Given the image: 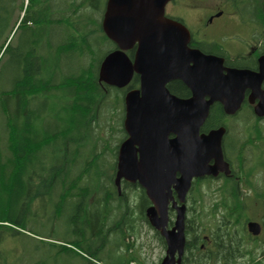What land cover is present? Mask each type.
Wrapping results in <instances>:
<instances>
[{"label":"trees","instance_id":"obj_1","mask_svg":"<svg viewBox=\"0 0 264 264\" xmlns=\"http://www.w3.org/2000/svg\"><path fill=\"white\" fill-rule=\"evenodd\" d=\"M231 1L248 21L264 18V0ZM105 8L106 0H0V264H24L10 259L15 248L6 244L21 241L19 229H25L39 196L32 187L41 183H55L53 191L61 183L57 209L78 201L75 215L80 209L91 220L89 232L82 229L74 240L76 247L63 244L57 256L63 253L69 264H146L136 254L116 253L113 258V251L132 252L135 245L128 237L136 234V223L150 225L145 212L151 202L139 185L124 182L119 191L117 161L113 173L100 166L110 144L101 131L105 127L116 132L112 122L120 101L123 107L126 91L139 82L135 76L119 88L100 81L101 63L117 47L103 30ZM110 108L113 113L101 125L100 116ZM121 131L115 145L117 158L124 127ZM88 139L95 142L92 154L81 146ZM72 142L80 146L77 152L85 163L69 153ZM51 150L54 163L47 160ZM211 186L198 180L190 192L182 263L218 264L222 257L235 254L247 257L244 264H251L264 254V244L253 243L245 229L255 217L232 211L240 207L238 199H211L207 207L204 192ZM96 202L104 210L100 228L95 230L90 213ZM111 235L114 248L109 245ZM95 236L104 243L95 245ZM105 249L110 260L100 255Z\"/></svg>","mask_w":264,"mask_h":264},{"label":"water","instance_id":"obj_2","mask_svg":"<svg viewBox=\"0 0 264 264\" xmlns=\"http://www.w3.org/2000/svg\"><path fill=\"white\" fill-rule=\"evenodd\" d=\"M170 1L107 0L102 26L117 47L103 59L100 81L122 88L135 74L140 77V86L125 95L128 138L119 147L115 184L119 191L123 180L145 190L151 202L146 217L167 246L161 264H180L193 180L217 174L223 165L227 168L222 153L225 128L208 134H201L200 129L215 101L233 114L240 108L246 88H260L264 54L260 71L254 72L227 67L223 57L191 48L187 27L166 15ZM131 49L135 50L132 57L128 54ZM175 79L192 89L191 98L170 92L167 84ZM212 155L218 162L214 166L206 163ZM171 207L176 215L169 227ZM246 227L255 236L262 231L256 220L248 221Z\"/></svg>","mask_w":264,"mask_h":264},{"label":"flooded vegetation","instance_id":"obj_3","mask_svg":"<svg viewBox=\"0 0 264 264\" xmlns=\"http://www.w3.org/2000/svg\"><path fill=\"white\" fill-rule=\"evenodd\" d=\"M166 15L187 27L190 32L188 45L191 48L223 57L224 65L227 67L260 71V57L264 54V18H257V22H250L241 15L232 1L228 8L219 2L211 3L209 0H189V4L185 5L181 0H171L166 6ZM134 51V49L128 50V54L132 57ZM135 76L138 77L139 82L134 88H138L140 77L137 74ZM167 87L172 94L180 98L188 99L193 96L192 89L179 79L170 81ZM125 95L123 120L126 115ZM206 98L208 99L209 96ZM258 107L261 109L258 110ZM241 126L242 129H240ZM220 127L225 128L222 138V153L228 170L223 165V168L217 170V174H206L195 178L193 185L198 180H201L203 184L212 183L211 188L205 190L204 198L240 200V207L234 208L232 211L256 216L251 220L259 221L262 224L261 233L255 236L248 231L246 225L245 229L253 238V243L264 244L262 238L264 230V77L260 88L248 87L245 89L241 106L235 113H226L223 104L219 101H215L210 106L209 114L200 133L208 134ZM174 136L175 134L171 133L169 137L173 138ZM127 138L128 134L124 128L122 142ZM206 163L214 166L218 162L212 155L209 156ZM124 182L139 185L126 180H123L122 184ZM190 192L187 200L186 223L191 216ZM174 194L176 196V192ZM229 212L231 211L229 210ZM169 214L172 219L169 227H172L176 210L171 207ZM164 246L166 249V242ZM201 247L205 248L204 242ZM237 251L238 249L234 253ZM233 255V257H222L221 263L218 264H240L239 260L242 257ZM256 260H263L261 264H264V254ZM256 260L251 264H257ZM180 264H183L182 261Z\"/></svg>","mask_w":264,"mask_h":264},{"label":"rangeland","instance_id":"obj_4","mask_svg":"<svg viewBox=\"0 0 264 264\" xmlns=\"http://www.w3.org/2000/svg\"><path fill=\"white\" fill-rule=\"evenodd\" d=\"M182 3L189 4V0H181ZM211 3L219 2L221 5L229 8L231 4L230 0H209ZM230 3V4H229ZM171 5L169 6V8ZM96 16L100 13L95 12ZM113 113V108L104 109L103 116H100L99 123L104 125L106 123V118ZM124 110L122 107V101H120L119 108L117 111V116L114 117L112 125L115 128L116 132H111L108 130L101 131L102 136L107 137L110 144L107 146L106 154L104 155L103 161L100 163L102 169L108 170L109 173L114 172V163L117 161V156L115 155V145L120 142L122 137L123 123H124ZM243 127L241 126L240 129ZM94 134V133H93ZM94 140L88 139L87 142L83 143V151L87 154L91 152L94 147ZM63 147V146H62ZM75 143L68 144L69 153L76 155L78 163H85L81 161V156L77 151L79 149ZM90 154V155H91ZM103 156V154L101 155ZM99 157V156H98ZM47 160L50 163L55 162V157L53 156V151H48ZM76 160V161H77ZM117 165V163H116ZM67 182H71V178H67ZM55 183H49L45 185L41 183L38 187L36 184L32 187L34 194H39L36 200L32 203L31 214L27 218L25 229L20 228L19 230L31 236H26L22 232L17 236L21 237V241L15 240L10 241L7 245H11L15 248L14 253L10 255V259L15 261H21L24 264H69L70 260L66 259L63 253L57 256L59 248L64 245L76 247L74 240L79 238V234L82 229H86L89 232L90 227L87 224L90 219H86V216H83L84 213L78 209L77 214L75 215V208L78 201L69 202L67 205L62 207V210L59 211L58 200L60 190L63 188L61 183L58 184L57 188L53 191L51 187ZM39 192V193H38ZM81 202L79 205H81ZM205 205L207 207L212 203V200L209 198L205 199ZM190 203V202H189ZM191 205V204H190ZM79 208V206H77ZM104 206L96 202L94 207L91 209L92 219V228L99 229L102 220L99 218L102 216ZM59 211V213H57ZM256 217L255 215H253ZM110 223V221L108 222ZM137 232L128 237L130 242L134 243V248L132 247V252L125 251H113V258L115 259V254L129 256L131 254L139 255L140 260H144L146 264H160L161 259L165 256V244L162 243L161 239L157 236L156 231L151 227L146 221L136 223ZM113 236H109V245L114 248ZM262 238L264 239V231ZM96 243L95 245H101L104 241L99 236H95ZM24 247H23V246ZM108 249L103 250L100 255L104 256L106 259L110 260L105 254ZM63 252V249L61 250ZM247 260V257H242L239 260L240 264H243V261ZM131 264H138L137 261H132Z\"/></svg>","mask_w":264,"mask_h":264}]
</instances>
